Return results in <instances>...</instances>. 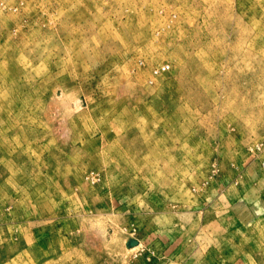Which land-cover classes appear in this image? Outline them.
<instances>
[{"label":"rangeland","instance_id":"1","mask_svg":"<svg viewBox=\"0 0 264 264\" xmlns=\"http://www.w3.org/2000/svg\"><path fill=\"white\" fill-rule=\"evenodd\" d=\"M0 264H264V0H0Z\"/></svg>","mask_w":264,"mask_h":264}]
</instances>
